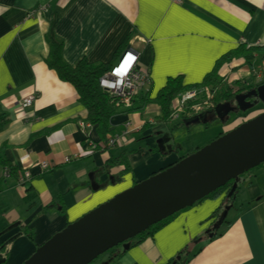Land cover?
Here are the masks:
<instances>
[{
  "label": "crops",
  "instance_id": "crops-1",
  "mask_svg": "<svg viewBox=\"0 0 264 264\" xmlns=\"http://www.w3.org/2000/svg\"><path fill=\"white\" fill-rule=\"evenodd\" d=\"M51 40L62 43L69 66L81 59L113 64L131 46L155 96L170 78L201 84L222 56L241 45L264 48V0H0V111L6 116L0 146H8L6 159L31 178L23 189L12 178L3 187L0 182V260L8 253L3 264H22L68 224L202 146L192 140L183 155L174 129L190 133L194 122H158L161 110L149 103L111 119L113 135L132 122L134 132L121 145L94 150L90 142H103L85 121L75 89L46 63ZM257 57L250 65L223 64L218 75L231 85H251L257 75L261 81L264 59ZM31 92L37 97L24 112L18 102ZM43 161L45 170L38 165ZM236 186L231 196L222 192L178 212L140 244L105 253L100 264H169L184 251L186 264H264V163Z\"/></svg>",
  "mask_w": 264,
  "mask_h": 264
},
{
  "label": "water",
  "instance_id": "water-1",
  "mask_svg": "<svg viewBox=\"0 0 264 264\" xmlns=\"http://www.w3.org/2000/svg\"><path fill=\"white\" fill-rule=\"evenodd\" d=\"M255 94L264 100V86L237 95L238 109L231 112L248 110L240 100ZM263 163L264 112L90 210L38 246L22 264H91L231 181L233 195L240 176Z\"/></svg>",
  "mask_w": 264,
  "mask_h": 264
},
{
  "label": "trees",
  "instance_id": "trees-1",
  "mask_svg": "<svg viewBox=\"0 0 264 264\" xmlns=\"http://www.w3.org/2000/svg\"><path fill=\"white\" fill-rule=\"evenodd\" d=\"M61 51L62 43L60 41L58 42L55 40H51L49 42V55L47 57L46 63L48 67L53 69L62 80L70 83L73 86L77 93L79 103L85 108L87 112L85 121L88 124L95 126L96 131L102 141H105L108 136L113 135L110 131V121L117 114L126 115L137 113L144 109L147 104L154 103L160 108L162 113V118L158 120V122H168L171 120L174 100L190 90H195L197 93V98L189 104L201 102L204 99L208 100L210 98L209 95H214L210 101L213 105V108H211L205 115H200L194 118L193 121L194 123L207 124L208 121L205 120V116H207L208 114L218 113L220 116L219 118H222V120H224V118L226 117L225 115H227L226 113L229 112V110H226L225 112L217 110V108H220V110L224 108L221 105L222 103H225L233 96L236 97L241 93L245 94V92H243L244 90L251 89L252 91L257 88L256 86H261V84L264 85V79L258 82L252 81L251 85L248 84L241 86V84L239 83L231 85L228 84L225 75H223L222 77L218 75L219 69L222 67V65L232 64L233 60H242L243 63L250 65L253 62L254 58H256L257 56H259L261 59H264V48H247L246 46L241 45L236 50L222 56L216 62L211 73L203 79V82L201 84L184 85L181 77L170 78L167 80L165 86L161 88L155 94V96L152 95V89L149 85L146 92H138L133 97L129 107H124L123 105H119L118 107L116 106V103H118L119 101L118 98L111 96L108 91L101 88L99 81L100 78L110 70L113 64H92L89 63L86 59H81L75 66H69L63 61ZM231 68H233V65L231 66ZM245 121L246 120H243L240 123H243ZM5 122L6 116L0 111V127L4 125ZM191 122L192 121H190V119L184 118L181 125L183 123H186L187 125ZM7 147L8 146L6 144L0 146V168L3 171V178L2 180H0L1 183L3 182L2 187L4 186V182L7 177L12 178L13 180H17L19 175L18 167L11 164L5 157V150L7 149ZM156 152L160 153L161 150L156 149ZM160 154L163 156L166 155L162 152ZM125 166H128L126 160ZM232 185L233 181L229 182L224 187L218 189L216 192L212 193L206 198H216L222 192L229 193ZM237 189H239V187H237L236 190ZM236 190L234 191V193H237ZM1 191L2 189L0 186V193ZM176 214L151 226L142 234L138 235L132 240H129L127 242L129 244L128 247L138 245L147 237L152 236L156 231L168 224ZM24 234L30 241H34L33 234H31L27 230H25ZM4 248L5 246H2L0 252L5 251ZM115 250L116 248L108 251L107 253L111 254ZM184 253L187 252L184 251ZM184 253H180L178 255L180 257L178 261L175 258L169 264H186L182 260V255ZM7 255L8 253H6V257ZM6 257H4V261H6Z\"/></svg>",
  "mask_w": 264,
  "mask_h": 264
},
{
  "label": "built area",
  "instance_id": "built-area-1",
  "mask_svg": "<svg viewBox=\"0 0 264 264\" xmlns=\"http://www.w3.org/2000/svg\"><path fill=\"white\" fill-rule=\"evenodd\" d=\"M180 2V0H176ZM29 14L27 15V17ZM139 52L129 46L113 63L110 70L106 72L100 78V86L104 90L108 91L111 96L118 98V103L116 106L123 105L124 107H129L133 97L138 92H146L148 86L150 85L151 79L149 72L146 70H141L139 68ZM259 81L258 75L256 76ZM208 100H203L199 103H192L197 98V93L195 90H190L179 98L174 100L172 106L171 120L176 121L181 118L188 117L189 119H194L200 115H204L211 108L212 103L210 102L213 98V95H209ZM37 94L34 92L28 93L19 100L18 105L22 111H27L31 108L32 103L34 102ZM81 127H84L85 124L81 122ZM132 126L130 120H126L124 123V129L120 134L108 136L103 143L96 145L89 143L90 146L95 150H108L109 148L121 145L127 134L129 132V127ZM66 161H69V157L65 158ZM39 167L41 170L47 169L48 163L46 161L40 162ZM30 172L27 169H22L19 172L17 179V187L25 188L27 183L30 181Z\"/></svg>",
  "mask_w": 264,
  "mask_h": 264
},
{
  "label": "rangeland",
  "instance_id": "rangeland-1",
  "mask_svg": "<svg viewBox=\"0 0 264 264\" xmlns=\"http://www.w3.org/2000/svg\"><path fill=\"white\" fill-rule=\"evenodd\" d=\"M244 101H245L244 104H248L250 106L248 108V110H246L245 112H240V111L235 112V113L232 112L233 115H227L226 120L220 119L219 118L220 116L218 113H213V114H209V117L207 118V120H209V123L207 125L202 124V123L192 124L190 133L188 130L189 128L186 129V127H184V126L176 127L174 129L175 130L174 136H175L177 142L179 143V147L181 145L180 148H181L182 154L185 155L188 153L189 145L191 144L190 142L192 140H193L192 142H194V140H195L196 143H198L199 145H202V146H199L200 148H202L205 145H207V144L203 145L202 143H205V141H207V139H209V137L213 136V137L217 138L219 135L218 132L221 131L223 128L230 127V126L236 127L235 125L241 124L239 121L240 119H244V120L253 119L257 115L264 112V100H262L258 94L253 95L251 98H249L248 101H247V99ZM195 103H199V102H195ZM239 107H240V105H239ZM117 115H119V114H117ZM172 121L173 120H171V122ZM176 121H178V120H176ZM171 125L174 126L175 124L172 123ZM133 132H134V130H133L132 126H130L129 132L127 134L128 138ZM256 168H259V167H256ZM256 168H253L252 170H255ZM163 169H165V168H163ZM252 170L244 173L243 175L240 176V178H242V176L247 175L249 172H252ZM225 208H226V206L224 207V210H225ZM126 243H123V244H126ZM123 244H121L120 246H122ZM105 258H106V255L103 254V255L99 256L96 260H94V262H92L91 264H100L105 260Z\"/></svg>",
  "mask_w": 264,
  "mask_h": 264
},
{
  "label": "flooded vegetation",
  "instance_id": "flooded-vegetation-1",
  "mask_svg": "<svg viewBox=\"0 0 264 264\" xmlns=\"http://www.w3.org/2000/svg\"><path fill=\"white\" fill-rule=\"evenodd\" d=\"M263 83H264V82H263ZM261 86H264V85L261 84ZM256 87L258 88V87H260V86H256ZM257 88H256V89H257ZM249 91H251V89H250V90H249V89H248V90H244L243 92H245V94H241V95L245 96L246 93L249 92ZM252 91H253V90H252ZM212 95H213V94H212ZM236 95H237V94H236ZM213 96H214V95H213ZM245 100H246V99H245ZM248 100H249V98H247V101H248ZM240 101L243 102V103L245 102V101H242V100H240ZM221 105L224 107L223 109H221V111H224V112H225L226 110H229V112H227V113H228L227 115H233L231 111H232L233 109H238V103H237V101H236L235 96H233L232 98H230L229 100H227L225 103H222ZM211 108H213V105H211ZM211 108H210V109H211ZM210 109H209V110H210ZM219 109H220V108H219ZM217 110H218V108H217ZM216 112H217V111H216ZM206 113H207V112H206ZM206 113H205V114H206ZM205 114H204V115H205Z\"/></svg>",
  "mask_w": 264,
  "mask_h": 264
}]
</instances>
